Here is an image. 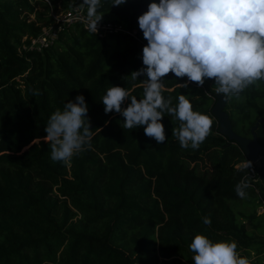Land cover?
<instances>
[{"label": "trees", "instance_id": "obj_1", "mask_svg": "<svg viewBox=\"0 0 264 264\" xmlns=\"http://www.w3.org/2000/svg\"><path fill=\"white\" fill-rule=\"evenodd\" d=\"M82 2L0 0V264H193L196 233L235 240L252 264H264V81L225 96L223 108L237 135L256 134L254 173L238 170L248 159L219 132L212 108L223 94L213 79L178 88L187 77H164L162 95L173 103L178 93L187 95L212 126L197 150L182 149L172 135L180 121L165 113L166 140L158 145L143 126L125 128L102 104L111 86L143 98L146 77L132 80L130 73L144 67L147 41L137 17L151 0H100V21L135 30V37L116 31L99 38L75 24L41 51L24 48L54 23L52 11ZM77 95L88 106L91 147L53 162L44 128ZM246 172L251 187L241 199L235 186Z\"/></svg>", "mask_w": 264, "mask_h": 264}, {"label": "clouds", "instance_id": "obj_2", "mask_svg": "<svg viewBox=\"0 0 264 264\" xmlns=\"http://www.w3.org/2000/svg\"><path fill=\"white\" fill-rule=\"evenodd\" d=\"M126 0H113L121 6ZM87 8L88 28L97 33L102 15L97 14L100 0H83ZM138 27L147 41L142 47L144 67L132 71V80H142L143 98L131 95L125 87L111 86L102 97L105 114L118 113L125 128L143 126L146 136L159 145L166 140L161 119L165 113L180 121L172 129L182 149L197 150L211 133L212 119L194 111L185 94L176 102L162 95L164 77L169 73L183 79L178 88H187L188 82L198 87L205 79H213L215 91L224 96H236L257 83L264 81V0H151L147 10L137 17ZM39 95V93H35ZM127 101V106L122 105ZM88 106L83 95L76 102L64 103L63 110L54 111L44 128L51 142L50 158L53 162H67L85 147H91L93 136L88 118ZM107 123V122H106ZM252 169L247 160L238 170ZM246 175L235 186L241 199L251 187ZM211 225L210 217L203 220ZM194 253L193 264H252L238 251L235 240L213 241L196 233L189 245Z\"/></svg>", "mask_w": 264, "mask_h": 264}, {"label": "built area", "instance_id": "obj_3", "mask_svg": "<svg viewBox=\"0 0 264 264\" xmlns=\"http://www.w3.org/2000/svg\"><path fill=\"white\" fill-rule=\"evenodd\" d=\"M53 16L54 23L45 26L42 28L41 33L30 40L29 45L25 46L24 48H28L30 50H37L41 51L44 48H47L54 44V42L58 39L59 31L65 25H75L80 24L84 29L89 30L88 24L89 21L87 19V15L85 13L84 7H75L71 10L64 12L63 14L55 13L54 11L51 12ZM125 32L135 37L136 31H127L122 29L120 26L114 25L110 22H102L99 21L97 25V33H94L97 37L102 38L108 32ZM264 209V206H262ZM264 211V210H263Z\"/></svg>", "mask_w": 264, "mask_h": 264}, {"label": "water", "instance_id": "obj_4", "mask_svg": "<svg viewBox=\"0 0 264 264\" xmlns=\"http://www.w3.org/2000/svg\"><path fill=\"white\" fill-rule=\"evenodd\" d=\"M225 101V96L218 95L217 101L212 108L213 116L217 119L219 124V132L229 140L235 142L244 152L246 158L254 163L258 160L260 152V145L257 142L256 134L253 133L251 138H247L237 135L232 130L228 114L223 109Z\"/></svg>", "mask_w": 264, "mask_h": 264}, {"label": "rangeland", "instance_id": "obj_5", "mask_svg": "<svg viewBox=\"0 0 264 264\" xmlns=\"http://www.w3.org/2000/svg\"><path fill=\"white\" fill-rule=\"evenodd\" d=\"M56 13H58V14H63L64 12L63 11H61V8L60 7H58L57 8V11H56ZM32 18V17H31ZM256 165H260V162H259V158H258V160H256L255 162H254ZM208 168H210V167H208ZM199 169H203V167L200 165L199 166ZM264 209H262V207L259 209V212H262Z\"/></svg>", "mask_w": 264, "mask_h": 264}]
</instances>
